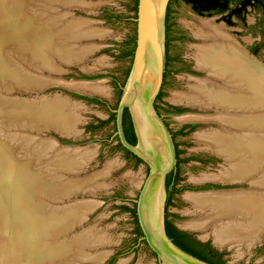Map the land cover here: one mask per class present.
Here are the masks:
<instances>
[{"label": "rangeland", "instance_id": "obj_1", "mask_svg": "<svg viewBox=\"0 0 264 264\" xmlns=\"http://www.w3.org/2000/svg\"><path fill=\"white\" fill-rule=\"evenodd\" d=\"M73 1V3H69V1L62 2L60 0L58 2L52 0H0V4L3 3L0 8V71L5 65L4 59L6 60L8 57L10 61H13L12 64L17 63L20 73L24 72L41 82L44 81L43 85H37L40 83L35 82L37 79L30 78L31 81L20 82L9 75L2 74L0 81L8 79L12 81L14 87H11L10 92L0 89V119H3L4 111L10 106H19L25 102L30 105L35 104V106L38 104L37 108L43 107L45 103L54 105L57 102H62L65 105L64 111H71L72 114L79 117V122L75 124L80 133L76 138L60 135L52 129H39L41 126L34 125L38 119L32 118L33 115L27 118L14 116L12 126H9L8 132H6V134L17 136L14 138L15 142L11 141L12 144L22 142L21 140L25 136L28 137L30 143L26 150L30 154L29 159L34 160L33 164L38 163L40 167L44 165L46 171L44 176L50 184H55L57 187L71 185L70 193L57 194V197H52V189L48 188L45 191L47 194L39 197L45 203L47 212H51L55 208L60 211L69 207H80L84 203L94 204L91 208L85 209V215L79 216L78 213V219L72 225L69 224L68 227L66 225V229L64 227L62 231H58V242L68 243L80 234L89 233L93 234L95 238L97 236L99 243L86 246L85 252L89 254L99 251L107 252L108 256L109 250L113 251L105 261L103 260L104 262L90 259L96 263H82L80 260H87L84 256L85 258L81 257L80 260L74 259L76 264H160L156 253L145 241L144 234L140 236L137 233L136 230L140 224L130 211V208L135 206V200L138 198L139 190L148 174L149 166L145 163L136 164L135 160L128 157L125 151L118 146L116 127L115 109L130 75L137 47L138 9H135L137 0ZM24 2L25 7L23 6ZM42 3L45 7L42 6ZM12 8H17L16 14L12 12ZM200 18H213L219 24L224 23L221 15L207 16L183 0H170L166 18L165 80L157 97L156 107L183 147L179 187L189 184H206L208 185L207 189H205V193H202L205 195L216 193L222 195L250 194L260 187L257 183L253 184L252 179L235 181L217 177L216 179L207 178L208 175L217 176L225 172L230 164L198 138V135L202 133L226 129L225 126L212 119V116L219 114L220 110L174 100L177 92H189L191 86L198 80L208 77V73L199 69L194 60V47L207 42L195 35L194 23ZM234 19L236 24L230 25L232 27L227 28L226 31L244 50L248 49L251 52V48L261 45L258 52H254V54L257 56V61L264 66V15L261 8L251 9L241 18ZM56 23H60L59 26L73 24L75 35L72 38L66 36L69 33L60 34V41L66 36L65 39H62L61 45L65 44L68 47L71 44L69 46H74L78 55L81 56L73 63L67 64V62H63L57 57L53 58L48 54L51 50L50 46L56 39V35L52 38ZM30 25L33 27L31 28ZM41 25L45 29H39L38 27ZM77 26V29L80 26L82 28L77 30ZM224 28H226L225 25ZM37 31H40L41 60L33 57L34 53L21 48L22 44L31 46L32 43H36L38 40ZM17 43L21 44L20 48ZM36 63H42L43 66L38 68ZM86 81L89 84H99L104 89L95 91V97H88L78 95L64 87L79 88L77 84ZM175 105L183 109L180 112L175 111L173 108ZM113 114H115L114 119H112ZM202 117L205 119L203 120ZM21 122L27 123L28 126L20 125ZM73 126L75 127V125ZM5 136V134L1 135L3 139ZM58 139L62 145L57 143ZM72 142L77 145L68 148L63 145ZM45 144L53 146L43 153V157L41 154L39 156L37 149ZM23 150H17V158H25L21 156ZM68 156L75 157L73 159L77 162L74 168L61 167L58 163L59 159L62 157L67 159ZM54 162H57L58 166H54ZM35 164L34 166L37 168V164ZM75 188L79 190L75 191ZM215 189L219 191H215ZM191 192L190 189L183 188L175 195V204L170 207L172 212L180 215L176 222L183 228L187 222L212 213L211 210L197 209L188 199L195 195ZM232 223L248 226L249 220L241 221L237 216L231 219L226 218V220L222 218L220 222H213L203 232L204 234L198 230L195 233L200 239L212 243L221 251L226 264H264V238L258 239L252 244L248 241H238L221 245L217 232L221 226ZM59 228L61 227L59 226ZM20 232L21 236L17 237V232L13 231L11 227H8L6 232L0 230V245L4 249L9 248L8 251L11 253L9 258L3 257V254L0 253V264L3 262L4 264H20L24 260L26 261L23 264H35L33 263L35 259L28 258V256L33 247L41 248L40 243L35 235L30 238V234L27 236L22 231ZM204 235L205 238H203ZM19 239L21 243H25L24 258L21 260L13 257L15 248H19ZM22 254L23 252L19 255ZM73 262L66 263L65 261L60 264H73Z\"/></svg>", "mask_w": 264, "mask_h": 264}, {"label": "bare ground", "instance_id": "obj_2", "mask_svg": "<svg viewBox=\"0 0 264 264\" xmlns=\"http://www.w3.org/2000/svg\"><path fill=\"white\" fill-rule=\"evenodd\" d=\"M52 1L58 2L59 0ZM1 4L0 8L3 6L2 2ZM24 5L25 2L23 3ZM42 6H44L43 3ZM16 10L17 8H12V12L15 14ZM55 19L54 21H56ZM59 24H54L55 33L52 38L56 35V39L50 46L51 50L48 54L53 58L60 57L65 61L80 58L81 56L78 55L74 46H69L71 44H67L68 47L65 44L61 45L62 39H65L66 36L72 38L75 35L73 24L67 23L68 25L61 24L60 26ZM194 27L196 28L195 35L207 41L194 47V60L199 69L208 73V77L198 80L191 86L189 92H177L174 100L220 110V113L212 116V119L225 126L226 129L202 133L198 135V138L201 142L203 141L209 145V148L214 153L229 161L231 165L229 164V168L225 172L217 176L208 175L207 178L216 179L217 177L235 181L252 179V183H257L260 187H257L258 190L250 192V194H195L188 197L189 201L197 209L211 210L212 213L206 217L203 216L200 219L187 222L183 226L203 233L213 222H220L222 218L226 220V218L231 219L237 216L241 221L243 219L249 220V229L246 224L237 225L232 223L221 226L219 232H217L218 241L221 245L238 241H248L252 244L256 240L264 238V66L250 56L246 50L242 49V46L237 44L231 34L226 31L224 25L216 23L213 18H200L194 23ZM38 28L42 29L43 26L41 25ZM60 34L67 35L60 41ZM36 37L38 40L36 43H32L33 45L31 46L29 44H17L19 48L21 45L24 51L34 53L33 57L41 60L40 31H37ZM49 55L48 57H50ZM6 60L4 59L5 65L0 71V76L2 74L9 75L20 82L37 79L24 72L20 73L17 63L12 64L13 61H10L8 57ZM51 65L54 66L53 64ZM36 66L41 68L43 64L36 63ZM11 82L8 79L0 81V89L9 91L11 87H14ZM35 82L41 81L37 79ZM77 85L79 88L92 92L104 89L99 84L84 82ZM59 104L60 102H57L52 107L58 108ZM37 106L38 104L35 106V104H27V102L19 106L12 105L4 111L3 119H0V134L3 133L7 136V138L5 136V139H3L1 137L3 134L0 135V230L6 232L8 227H11L13 231L17 232V237L21 236L20 231L27 236L30 234V238L35 235L41 248L39 249V247L35 246L30 254L28 253V258L33 257L36 260L33 261L35 264H60L67 259H69V263H72V261L80 260L84 256L87 260L103 261L107 256V252L99 251L94 254L85 252L86 246L95 245L98 242L97 236L95 238L93 234H80L74 237L70 243L58 242V231H62L64 227L66 229L69 224L72 225L78 219V213L80 214L79 216L85 215V209L87 207L91 208L94 204H82L83 202H80L82 204L80 207L74 206L65 210L61 209L60 211L55 208L51 212H47L45 203L39 199L40 196L46 195L47 192L45 191L50 188V182L44 176L46 174L44 165L40 167L36 163V168L34 166L35 163L33 164L34 160L29 159L30 154L26 150L30 143L28 137L25 136L22 140L20 139L22 142L14 143V145L11 141L15 142L14 138L17 136L15 134H6L9 126H12L11 123L14 121V116L27 118L33 115L31 117L38 119L37 121L40 120V122L44 118L55 119V121L70 125V128L74 127L73 125L75 124L70 115L69 117H63L57 113L53 114V112H47L42 115ZM15 108L17 109L15 110ZM34 110H37V113ZM202 119L204 120L205 117H202ZM22 124L25 127L28 126L27 123L21 122L20 125ZM53 145L45 144L41 146L37 149V154H41L43 157V153ZM21 147L24 149L21 156L25 158H17L16 156L18 154L17 150H22H20ZM67 159L62 157L58 163L61 167L74 168L76 160H72L73 157L71 156H68ZM55 187L57 188V185ZM59 187L57 190L51 191L52 197L57 194L70 193L71 185H64L60 187V190ZM49 195L51 194L49 193ZM205 237L204 235L203 238ZM6 243L5 247L7 246ZM29 245L31 246V244ZM18 246L21 251L16 247L14 253H12L13 257L21 260V258H24L25 243H21L19 239ZM8 249H4L0 245V253L3 254V257L9 258L8 256L11 253ZM21 252L23 254L19 255ZM5 260L7 259L5 258ZM25 261L20 262V264Z\"/></svg>", "mask_w": 264, "mask_h": 264}, {"label": "water", "instance_id": "obj_3", "mask_svg": "<svg viewBox=\"0 0 264 264\" xmlns=\"http://www.w3.org/2000/svg\"><path fill=\"white\" fill-rule=\"evenodd\" d=\"M72 1H69V3L74 2ZM169 3L170 0L138 1V17L136 19L138 24L137 47L130 75L115 109L117 136H119L124 146L143 158L145 163L149 165V174L144 178L142 187L139 190V196L135 201L137 202L139 223L144 233L143 237L156 253L160 264H211L180 248L169 237L164 227L166 181L177 162L174 137L181 149L180 158H182L183 152L182 145L176 136L172 135L171 128L156 107V100L161 92L166 71V18ZM245 50L250 56L258 60L254 53L248 49ZM57 58L62 60L60 57ZM76 59L78 58L72 59V61H62L68 64L75 62ZM43 83L44 81L37 85H43ZM85 83L88 82L86 81ZM64 87L78 95L96 96L95 92L87 91L83 88ZM51 105L53 103H45L43 107L39 106L41 114L53 112V114L57 113L63 117H69L70 115L74 124L79 122L77 115L72 114L71 111H64L65 105L62 102H60L58 108ZM126 108L130 110L134 120L138 136L136 144L128 141L124 131V112ZM34 111L36 112L37 110ZM35 125L37 127L41 126L39 129H52L60 135L72 136L73 138L79 136L80 133L76 124L74 128H70V125H65L63 122L55 121V119L44 118L41 122L40 120L36 122ZM58 142L62 145L59 139L57 140ZM73 142L63 145L67 148L75 147L77 144ZM56 165L57 163L54 164V166ZM50 188L52 191L58 189L52 183ZM74 190L77 191L79 189L75 188ZM215 191L219 190L215 189ZM191 231L194 230L191 229ZM109 251L110 253L104 261L113 250L110 249ZM80 261L82 263H96L91 260ZM104 261L99 260L98 262ZM67 262L69 263V259L66 260ZM73 264H76V261Z\"/></svg>", "mask_w": 264, "mask_h": 264}, {"label": "flooded vegetation", "instance_id": "obj_4", "mask_svg": "<svg viewBox=\"0 0 264 264\" xmlns=\"http://www.w3.org/2000/svg\"><path fill=\"white\" fill-rule=\"evenodd\" d=\"M183 1L186 4H189V5L193 6L201 14H204V15H207V16L216 15V14L221 15L223 20H224L223 24L226 26V29L232 27L230 25H235L236 24V21H235L234 18H241L242 16H244V14L248 13L251 9L261 8V10L263 12V15H264V6L262 4H260V3H257V4L254 3L255 0H253V1H249V0H233V1H231L228 4V8L225 11H223V12L222 11L218 12L217 8L200 10V9L196 8L192 3H189L186 0H183ZM250 50H251L252 53H254V48H251ZM164 80H165V78H164ZM173 108H174L175 111L178 110V112H180L183 109L182 107H180L178 105H175V107H173ZM126 109H128V108H126ZM125 112H126V110H125ZM125 112H124V115H125ZM129 112H130V110H129ZM130 114H131V112H130ZM131 119H132L133 128H134V131H135V134H136V137H137V141H138V136H137V132H136V128H135V124H134V120H133L132 114H131ZM124 131H125V125H124ZM170 131H171V133L173 132L171 129H170ZM125 134H126V132H125ZM172 135H175V134L172 133ZM173 141H174L175 150H176L177 162H176V166H175L174 170L167 177V181H166V199H165V205H164V227H165V231L168 234L167 223L170 222L175 227L191 233L196 240H199V241H202V242H207V241H204V240L200 239L197 236V233H195L196 230L193 229L194 231H191V229L189 227L184 229L185 227L183 228L180 225H178L176 221L178 220L180 215L178 213L172 212L170 210V207L175 204V199H174L175 195L179 191H181L183 188L190 189V191H192L191 192L192 194H202V193H205V189H207V186H208L206 184H204V185L203 184L202 185H200V184H196V185L189 184V185H182V187H179V179H180L179 170L181 168L180 167V163H181V158H180L181 149L179 148V145L177 144V141L175 140V137L173 138ZM118 146H120L125 151V153H126V155L128 157H132L135 160L136 164L145 163L143 158H141L139 155H137L136 153H134L133 151H131L130 149H128L126 146L123 145V143L120 141L119 136H118ZM149 171H150V169H149ZM148 174H149V172H148ZM183 186H186V187H183ZM200 191H202V192H200ZM139 193H140V191H139ZM131 209L136 210V215L132 211L131 212L134 214L136 219H138L137 202L136 201H135V206L133 208H131ZM138 222H139V219H138ZM140 228H141V226H140ZM141 230H142V228H141ZM142 232H143V230H142ZM210 244L212 245V243H210ZM212 247L216 248L214 245H212Z\"/></svg>", "mask_w": 264, "mask_h": 264}, {"label": "trees", "instance_id": "obj_5", "mask_svg": "<svg viewBox=\"0 0 264 264\" xmlns=\"http://www.w3.org/2000/svg\"><path fill=\"white\" fill-rule=\"evenodd\" d=\"M186 1L192 3L196 8L200 10L217 8L218 12L221 11L223 12L228 8V4L233 0H186ZM249 1H253V0H249ZM254 3L256 4L260 3L264 6V0H255ZM135 9L136 10L138 9V0H137V7ZM260 47L261 45H257L254 48V52L257 53ZM114 118H115V114L112 115V119ZM102 123H104V121H102ZM124 125L128 140L132 144H136L137 137L133 128L131 114L128 109H126L124 115ZM130 211H132L136 215V210L130 208ZM136 231L140 236L143 234L140 226L137 227ZM167 231H168V235L173 239V241L180 248L189 252L190 254L202 260H205L211 264H226V261L223 257L224 254L218 249L212 247V245L209 242H202L196 240L191 233L175 227L170 222L167 223Z\"/></svg>", "mask_w": 264, "mask_h": 264}]
</instances>
